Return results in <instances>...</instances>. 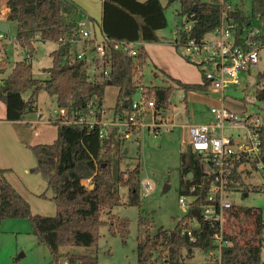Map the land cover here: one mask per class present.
Returning a JSON list of instances; mask_svg holds the SVG:
<instances>
[{"label":"trees","instance_id":"1","mask_svg":"<svg viewBox=\"0 0 264 264\" xmlns=\"http://www.w3.org/2000/svg\"><path fill=\"white\" fill-rule=\"evenodd\" d=\"M103 15L96 23L89 19L98 36L106 39L107 60L110 75L107 79L95 76L91 79L86 63L72 62L69 58L73 49L72 39L81 10L72 0H4L6 13L3 17L8 23L17 25L16 42L26 53L27 58L17 62L10 75L0 81V101L6 106V120L17 122L37 111V94L45 89L55 98L58 108H67L70 114L88 116L91 108L98 110L105 102V91L111 81L119 89L117 114L126 115L133 109L137 93L135 78L145 67L150 66L146 44L159 43V32L168 27L165 7L160 0H102ZM179 4L176 14L194 23L192 35L204 38L219 25L222 8L219 0H168V7ZM239 36L248 30L258 29L260 39L264 40V0H252L250 11L243 8L231 13ZM185 34V33H184ZM38 40L55 42L58 48L51 53L53 65L47 70L49 79L34 77L31 59L36 55ZM119 41L142 42L136 58L115 50L113 44ZM4 61L0 63V74L5 72ZM154 66V74L160 73ZM168 85H146L147 91L154 96L157 107L165 109L172 93L182 89L185 99L191 92L207 94L210 85L204 83L185 84L163 73ZM32 92L28 100L25 93ZM257 101L264 102V72L257 76ZM188 112V104H187ZM101 114L96 118L101 120ZM58 128L57 138L50 144L29 146L37 165L32 173H39L52 190L51 201L55 204L56 215L46 217L34 214L29 202L13 187L7 179V170L0 167V223L6 220H29L33 233L39 242L48 247L51 264L59 263L65 257L72 263L99 264L94 252L98 248L101 231L108 227L111 234L120 235L126 240L130 234V221L111 215L120 205L135 206L141 209L142 170H119L114 176V158L121 163L123 159V139L116 149V137H101L100 127L68 126L61 121L53 123ZM261 154L264 164V125L260 130ZM181 195L189 192V187L200 183L205 175L204 158L189 146L182 152ZM190 175H193L190 178ZM234 183L229 187H240L248 193L251 184H246L242 175L235 174ZM91 180L90 185L86 184ZM93 186V188H91ZM127 188L128 201L122 200L120 189ZM258 185L252 187L257 190ZM46 197L45 194L42 195ZM200 201L190 212L189 217L198 215ZM104 215H108L105 220ZM232 225L227 235L230 245L224 249L222 264H264V213L258 208L233 204L226 211ZM150 221L140 216L139 226L148 227L143 240L137 248V264H189L196 249L206 252L210 248L209 237L213 232L205 226V239L191 243L181 234L180 223L175 230L158 229L152 235ZM62 248H84L91 250L82 255L62 253Z\"/></svg>","mask_w":264,"mask_h":264},{"label":"built area","instance_id":"2","mask_svg":"<svg viewBox=\"0 0 264 264\" xmlns=\"http://www.w3.org/2000/svg\"><path fill=\"white\" fill-rule=\"evenodd\" d=\"M219 5L222 8V17L213 32L204 38H197L192 35L194 23L186 19L182 25H176L173 43L183 51V57L199 69L204 77V83H208L211 90H216L222 95V106L211 109L213 115L211 122L186 124L183 123L186 119L185 111L180 113L176 106L158 108L156 99L146 89L143 71L135 78L137 93L130 113L123 115L114 111L112 113L118 116L110 120L108 118L110 113L103 108V104L98 110L91 108L88 116L70 114L67 108H57L46 120L49 124L61 121L68 126L87 125L90 128L98 126L101 128V137L114 135L119 139L134 138L137 141H140L141 132L145 129L154 130L156 137L163 127L188 128L191 136L189 146L204 158L206 174L202 176L200 183L189 187L188 194L180 195L179 223L181 234L191 243L205 239V226L213 232L209 237L210 248L204 252L206 255L204 264H222L224 249L230 245L226 237L231 233L232 225L226 211L234 204L229 198L233 188L229 186L234 183L235 174L244 177L252 176L256 172L264 177L259 136V130L264 124L261 123L260 117L240 116L224 105L226 89L239 85L241 74L260 63L264 52V40L260 39L258 29L248 30L238 37L231 13L237 8H243V0H219ZM5 13L4 7L0 11L2 20ZM5 39L6 34L0 32V42ZM70 42L73 46L69 55L72 62L81 61L87 64L88 58H91V63L97 68L103 67L102 74L98 76L101 79L109 77L110 68L106 65V39L97 35L89 19L78 21ZM142 45V42L127 41L113 44L115 50L133 58H136L138 48ZM78 46L81 47L80 50ZM3 57V53H0V61ZM98 113L102 116L100 121L96 118ZM179 115L184 120H177ZM147 116L149 120L145 119ZM38 118L40 120L41 116ZM90 183L91 180L86 184L89 186ZM142 188L146 194H150L154 189L148 180L142 181ZM198 200H201L200 212L189 217ZM65 264H69L68 261Z\"/></svg>","mask_w":264,"mask_h":264},{"label":"rangeland","instance_id":"3","mask_svg":"<svg viewBox=\"0 0 264 264\" xmlns=\"http://www.w3.org/2000/svg\"><path fill=\"white\" fill-rule=\"evenodd\" d=\"M144 2L145 0H140ZM168 19V27L161 30L159 33L162 40H172L176 25H182L186 22L185 17L176 14L179 9V4H174L168 7V0H160ZM252 0H243V9L248 12L251 9ZM4 0H0V11L4 8ZM1 16V14H0ZM80 18V15H79ZM84 17L81 14V18ZM2 21L0 17V22ZM9 32L6 34V39L0 42V53L6 55L8 62L6 70L0 74V80L7 78L16 62L25 60L26 53L16 42L17 25L14 22L8 23ZM58 48L55 42L38 40L36 42V55L31 59L33 65L34 77L39 80H48L49 75L47 70L52 67L53 59L51 53ZM81 47L78 46V50ZM183 57V51L179 50ZM2 60V59H1ZM5 58H3V61ZM186 60V59H185ZM88 74L93 79L96 75L100 76L103 67L97 68L91 63V58H88L86 64ZM264 72V52L261 55V61L248 72L241 74V82L237 86H231L226 89L224 105L227 109L242 116L260 117V121L264 124V102L257 101L255 93L257 90V76ZM144 81L146 85L154 83L158 86L168 85L163 74L158 73L159 77L154 76V66L150 62L143 70ZM191 77L198 80L199 75L194 71L191 72ZM32 92L25 93L24 99H28ZM119 89L116 86H108L105 91V102L103 108L108 111L111 116L115 111L118 102ZM222 95L216 90H211L207 94L191 92L185 99V93L182 89H176L169 100V104L176 106L179 112L185 111V106L188 104L189 116L184 120L180 115L177 120H184L186 124H204L213 120L211 109L213 107L222 106ZM186 102V104H185ZM167 105L170 108V105ZM37 110L42 113L46 119L50 113L57 109L55 98L51 97L48 92L43 89L37 94ZM37 111V112H38ZM33 112L28 114V118H35ZM172 115V113L170 112ZM149 120V117H145ZM51 125V131L56 133L57 126ZM154 130L145 129L141 132L140 141L136 139H128L123 141V159L121 163L114 158L113 170L114 176L117 177L119 170H133L137 166H141L142 179L148 180L153 185L154 189L150 194H146L143 188L141 189V209L135 206L120 205L112 210L111 215L116 218L128 219L130 221V234L126 240L120 235L110 233L108 227H104L101 231L102 238L99 241L98 248L94 254L98 258L99 264H137V248L140 240H143L145 231L148 227H140L139 220L142 215L150 221L151 234L157 233L158 229L167 231L175 230L181 216V208L179 198L181 195V172L182 152L187 151L191 142V136L188 128L175 127L173 129L163 127L159 130L158 136H154ZM120 139L116 138L115 147L118 149ZM30 149V148H29ZM31 150V149H30ZM127 150V153H125ZM32 152V150H31ZM33 153V152H32ZM34 155V154H33ZM35 157V156H34ZM36 161V158H35ZM36 167V166H35ZM39 174V173H34ZM42 181L46 179L42 174H39ZM246 184H251L248 193L242 192L240 187L234 188L230 194V200L238 206L258 208L264 213V177L259 173L245 175ZM258 185L257 190L252 187ZM169 186L168 191H164L165 187ZM51 191L44 190L45 198L40 196V201L43 202V207L35 205V210H39L44 215L53 211V215H44L53 217L56 215L55 204L47 194ZM123 202H127L129 192L127 188L120 189ZM31 206V205H30ZM39 208V209H38ZM32 210V208H31ZM33 212V210H32ZM34 213V212H33ZM36 214V213H34ZM105 220H108V215H104ZM62 253L82 255L90 253L91 250L84 248H62ZM263 260H264V244H263ZM80 264L79 261L72 263L70 258L63 257L58 264ZM206 255L204 252L196 249L192 260L189 264H204ZM52 256L48 247L41 244L37 236L33 233V228L29 220L15 219L6 220L0 223V264H51ZM57 264V263H55Z\"/></svg>","mask_w":264,"mask_h":264},{"label":"crops","instance_id":"4","mask_svg":"<svg viewBox=\"0 0 264 264\" xmlns=\"http://www.w3.org/2000/svg\"><path fill=\"white\" fill-rule=\"evenodd\" d=\"M72 1L75 2L81 10L79 14L80 18L82 14L84 18H91L96 23L101 21L103 15L102 0ZM79 15L77 17L78 20L80 19ZM1 22H3V20ZM158 36L161 42L145 45V49L149 54L150 62L153 66L161 71V73L163 72L185 84L202 83V73L199 69L185 60V58L181 56L179 49L173 45L174 35L172 40L164 41L160 33ZM3 55V58H5L4 64L7 65L8 59L5 54ZM192 71L199 75L198 80L191 77ZM154 76L155 78L159 77V75L155 74ZM169 105L173 106L172 104ZM185 112V118H187L189 116L187 104L185 106ZM39 115L41 116L40 120L38 118ZM6 116V106L0 101V167L7 170V179L29 202L33 212L36 214L41 213L34 208L37 204L39 207L44 206L43 202L39 200L40 196L46 189L47 192L51 191V193L47 194V197L52 198L53 192L49 190L47 180L46 182L42 181L39 174L32 173V169L35 168L37 162L29 146L53 143L57 138L58 129L56 133L52 132L51 125L46 122L48 118L44 119L42 113L39 111L35 114V118H28V115H26L23 120L17 122L7 121ZM117 116L113 113L111 116H108V118L113 120ZM44 215H53V211L50 210L49 213Z\"/></svg>","mask_w":264,"mask_h":264},{"label":"water","instance_id":"5","mask_svg":"<svg viewBox=\"0 0 264 264\" xmlns=\"http://www.w3.org/2000/svg\"><path fill=\"white\" fill-rule=\"evenodd\" d=\"M0 32H3L5 34H7L9 32V25H8L7 21H3V22L0 23ZM83 64L84 63L81 62L80 65H83ZM108 85L109 86L112 85L111 81L108 83ZM125 153H127V150H125ZM192 177H193V175H190V178H192ZM91 188H93V186ZM168 189H169V186H166L164 191L166 192V191H168Z\"/></svg>","mask_w":264,"mask_h":264}]
</instances>
